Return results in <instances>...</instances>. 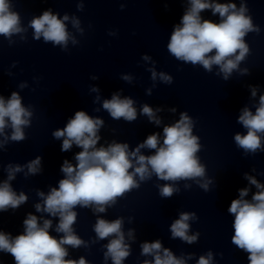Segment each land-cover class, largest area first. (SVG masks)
<instances>
[{"label":"water","instance_id":"water-1","mask_svg":"<svg viewBox=\"0 0 264 264\" xmlns=\"http://www.w3.org/2000/svg\"><path fill=\"white\" fill-rule=\"evenodd\" d=\"M78 2L12 0L13 10L19 13L23 26L51 10L60 18L65 14L78 18L84 34L80 35L70 21L66 22L69 32L78 40L75 45L70 40L67 51L45 43L42 38L34 40L31 28L25 33L26 39L13 36L11 44L0 36V95L8 99L12 92H18L23 105L33 110L31 126L24 129L26 139L8 140L0 147V183L7 180L8 165L23 167L41 157V170L37 174L26 175L24 167L9 181L17 195L23 192L28 199L16 209L0 211V231L12 237L22 234L23 221L31 213L40 218L41 225L43 219L52 220L51 235L57 238L63 235L55 231L59 218L37 212L35 204L42 203L38 191L47 195L51 188L59 187V181L65 178L61 171L65 160L73 165L77 163L75 155L82 149L73 144L68 151H61L63 138L57 140L52 135L76 111H85L104 121L98 132L101 139L97 147H107L115 141L127 143L129 151L154 133H159L162 143L163 127L174 124L186 112L194 122L193 135L199 137L201 150L197 156L205 166V176L175 182L173 186L179 192L170 198H162L157 186L172 182L159 180L154 174L144 182L136 177L140 187L117 198L116 204L107 207L104 213L76 207L74 211L78 215L73 229L87 247L66 245V259L83 257L88 264H113L111 258L104 259V246L112 237L97 240L93 227L97 218L112 221L123 217L122 230L130 248L123 264L153 261L152 255L141 254V245L156 240L185 264H198L200 256L207 257L209 252L212 253L210 264H249L248 254L231 242L235 217L228 208L233 199L240 198V189L249 190L243 198L249 201L258 191L246 174L264 184V151L246 155L234 141L235 134L247 131L238 123L241 110L248 107L254 112L259 96L264 95V0H215L235 3L238 9L244 4L248 9L246 15L251 16L260 30L245 37L250 53L239 68L248 69V74L234 71L228 80L222 74L217 75L218 66L213 65L212 71L207 72L201 65L178 61L168 52L174 26L180 24L190 6L188 0H82V11L77 8ZM200 15L213 22L220 20L211 10ZM144 56L149 59H143ZM150 69L170 75L172 82H162L159 75L153 81ZM125 75L131 80H124ZM22 83L27 87L21 89ZM93 87L99 91H91ZM253 87L257 89L256 97L251 95ZM113 94L134 101L135 121L114 120L103 109V101L111 99ZM145 104L154 111L161 109L156 112L161 120L159 125L141 114ZM5 135H11L10 127L5 129ZM3 140L4 136H0V141ZM154 151L142 148L141 154L148 156ZM205 182H209L207 190L200 187ZM182 212L195 213V218L188 221V234H199L194 243L172 238L170 226ZM129 230H133L131 237ZM0 264H15V260L11 254L0 251Z\"/></svg>","mask_w":264,"mask_h":264},{"label":"clouds","instance_id":"clouds-1","mask_svg":"<svg viewBox=\"0 0 264 264\" xmlns=\"http://www.w3.org/2000/svg\"><path fill=\"white\" fill-rule=\"evenodd\" d=\"M190 5L183 14L180 24L174 26L170 41L167 44L168 52L176 60L190 63L193 66L201 65L205 71L211 72L213 65L218 66L224 80H228L234 71L241 75L248 74V69H240L239 65L250 53L245 37L250 32L259 33V27L254 25L252 18L246 15L248 9L241 4L238 9L235 3H219L215 0H188ZM78 10H83V2L77 3ZM211 10L218 15L219 22L202 19L200 13ZM71 22L72 27L80 35L84 34L81 22L75 16L65 14L60 18L51 10L44 11L42 15L33 17L27 26L21 23V17L13 10L12 0H0V36L11 44L13 36L26 39L28 28L33 31V39L45 43H52L67 51L68 43L77 44L76 36L69 32L66 22ZM112 33H110L111 35ZM148 60L149 57L144 56ZM152 80L159 79L167 84L172 82V77L164 72L159 74L150 69ZM96 77H93L95 79ZM124 80L130 81L131 77L125 75ZM21 89L27 87L25 83L19 85ZM93 92L99 89L93 87ZM150 94V90H149ZM252 97H256L257 89H251ZM99 100V97H97ZM131 98H121L113 94L111 99H105L102 107L112 119L123 118L127 122L137 119V110ZM98 110V109H97ZM147 104L141 108V114L146 115L150 121L159 125L161 120L156 112ZM175 111V109H172ZM33 110L31 106L25 107L22 97L18 92H12L8 99L0 95V141L3 147L8 140L21 142L26 139L24 129L31 126ZM240 123L247 131L246 134L237 133L234 136L235 144L244 153L255 154L264 151V95L259 96L258 106L253 112L244 107L238 117ZM104 121L93 118L85 111H76L74 117L67 124L55 130L52 135L55 139H62L61 151H68L75 144L82 149L75 155L76 164L68 160L63 162L61 171L65 178L59 181V187H53L45 195L38 191L37 196L42 203L35 204L37 212L47 213L51 217H58L59 222L55 228L57 233L63 235L59 238L50 234L51 219H43L31 213L23 221L24 232L15 237L0 231V251L11 254L15 264H88L85 258L78 260L66 259L68 249L65 247H87V243L74 231L73 225L77 221L76 207L91 208L94 213H104L107 207L116 204L117 198L124 197L128 192L140 187L139 182L150 180L153 174L165 183L158 185L162 198H170L179 189L173 184L180 180L203 178L205 166L200 163L197 153L201 150L199 137L193 135V120L186 112H182L180 119L170 126L163 127V140L161 143L159 133L151 134L134 150L129 151L127 143L112 142L107 147H97L101 137L98 135ZM11 128V135H5V129ZM142 148L155 150L152 155L141 154ZM135 162V163H134ZM41 157H37L25 166L8 165L7 180L0 183V211L8 208L16 209L25 203L28 197L21 192L19 195L13 190L9 181L15 179L16 173L22 172L24 167L27 173L37 174L40 169ZM136 177H139V182ZM249 183L254 185L257 192L251 201L243 199L248 195V189H240L239 199L231 201L228 212L234 215V235L231 242L238 249L248 254L249 264H264V184L259 183L255 177L247 176ZM208 183L200 184L207 190ZM185 187H189L186 185ZM195 218V213L182 212L170 226L172 238H179L186 243L197 241L198 233L189 235V220ZM123 217L109 221L97 218L93 230L97 240L109 237L104 247V259L111 258L113 264H123L130 255L129 245L125 243L123 232ZM128 235L133 236V230ZM144 256L152 255L153 261L145 260L143 264H185L183 259H178L173 253L163 248L161 242H145L141 245ZM190 258V257H189ZM212 253L207 257L200 256L198 264H210Z\"/></svg>","mask_w":264,"mask_h":264}]
</instances>
